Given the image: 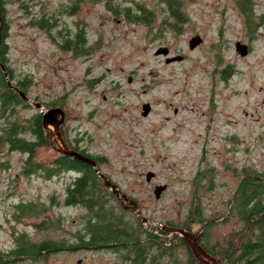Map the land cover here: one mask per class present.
Masks as SVG:
<instances>
[{
	"label": "rangeland",
	"instance_id": "374dc122",
	"mask_svg": "<svg viewBox=\"0 0 264 264\" xmlns=\"http://www.w3.org/2000/svg\"><path fill=\"white\" fill-rule=\"evenodd\" d=\"M178 1L187 18L181 29L163 0H9L3 21L7 65L15 82L31 78L29 95L43 108L65 112L66 142L97 158L99 171L137 203L141 216L129 212L127 225L139 218L147 219L145 229L183 226L199 204L211 223L207 243L224 245L243 226L231 214L241 180L246 172L264 173V31L252 36L239 0ZM246 1L249 8L257 1L264 14V0ZM76 2L77 13L64 11ZM125 7H144L153 19L133 23ZM43 16L58 17V23L48 31L31 24ZM78 32L85 34L86 52L63 49ZM197 36L203 42L191 50ZM237 43L251 47L247 56L237 53ZM160 48L184 61L166 64L156 55ZM145 104L151 106L147 117ZM40 112L19 107L10 119L23 124ZM8 120L0 107V134ZM58 157L53 147L41 150L36 161L53 167ZM28 169L25 154L0 144L2 257L10 260L26 237L67 250L14 264H131L123 249L80 244L81 236L87 238V211L65 204L76 173L47 177ZM149 173L155 174L151 182ZM159 186L167 189L157 199ZM109 202L119 214L127 205L117 196ZM21 205L33 210L21 213ZM176 257L179 262L165 258L162 264H183L186 251Z\"/></svg>",
	"mask_w": 264,
	"mask_h": 264
},
{
	"label": "trees",
	"instance_id": "16d2710c",
	"mask_svg": "<svg viewBox=\"0 0 264 264\" xmlns=\"http://www.w3.org/2000/svg\"><path fill=\"white\" fill-rule=\"evenodd\" d=\"M7 1L9 0H0L3 21L6 20ZM92 1L99 3L103 0ZM163 1L168 6L176 28L181 29V26L187 22V18L181 9V3L178 0ZM239 3L242 13L248 17L247 22L250 28L251 10L248 2L239 0ZM79 5V2L73 3L70 8H66L64 11L68 14H75ZM113 10L118 13V11H115L116 9ZM124 15L133 23L138 24H148L154 16L152 12L147 11L144 7H141L138 11H132L131 7H125ZM58 20V17H35L31 24L48 31L54 28ZM5 36H7V26L3 28L0 61L8 72L11 84L17 86L26 96L30 97L31 78L15 82L13 71L7 65L6 54L8 48L4 43ZM62 47L68 51L86 52L85 34L78 32L74 37L66 38ZM230 77L231 71L225 74V80H229ZM33 100L36 103H40L36 98H33ZM0 107L2 114L9 116L8 123L0 134V144H7L11 150L25 154L29 165L28 172H43L47 177L68 172L77 174L74 182L67 187L65 204L68 206H83L87 211L88 218L85 229L87 238L85 236L80 237L81 245L94 246L96 248H105V245H111L113 249H123L127 251L125 258L131 264H162L165 258L171 259L170 263H177L179 260L176 257V252L182 249L186 251L187 255V259L183 264H202L196 259L188 244L178 234H170L156 227L150 228L151 230L145 229L143 221L139 218H137L136 224L127 225L125 215L133 210L125 209V206H121L119 208L121 214H119L116 213L114 206L110 205L109 207V198H115L116 196L104 186L102 179L90 165L61 153L52 163L53 167H49L44 163H37L36 159L41 150H50L53 147L56 149V145L51 141L50 131L44 128L40 113L34 114L28 122L23 124L17 121L11 122L10 118L16 115L19 107L30 109L31 105L11 89L1 67ZM28 132L31 137H23ZM68 146L86 157L95 158L87 154L85 150L71 144H68ZM231 204V214H235L243 226L224 245L220 243L209 245L207 243V229L211 226V223L204 217L199 204H196L191 209L185 225L174 226L167 224V226L178 227L197 234L201 231L203 225L206 224L200 244L218 261V264H264V173L246 172ZM28 208L33 210V205H21L19 207L21 213H24L25 209ZM194 227L201 228L199 231H194ZM20 239L19 249L13 252L9 258L10 260H6L5 257L0 255V264H14L18 258L40 259L45 254L61 251L64 246L56 242L31 244L26 237ZM175 258H177V261Z\"/></svg>",
	"mask_w": 264,
	"mask_h": 264
},
{
	"label": "water",
	"instance_id": "95a60500",
	"mask_svg": "<svg viewBox=\"0 0 264 264\" xmlns=\"http://www.w3.org/2000/svg\"><path fill=\"white\" fill-rule=\"evenodd\" d=\"M3 18H2V13H1V8H0V58H1V53H2V45H3ZM203 40L197 36L193 38L190 41V49L193 50L197 46H199ZM236 51L239 53L242 57H245L248 55V47L244 44L237 43L236 44ZM157 56H164L166 57V64H173L176 62H182L184 61L183 56H175V57H169L170 55V50L168 48H160L156 52ZM0 67L4 74L6 75V78L8 80V84L10 85L11 89L15 92H17L20 97L30 105H33L35 108L41 110L40 114L42 115V121H43V126L45 129L50 131V136H51V141L53 144L56 145V149L59 153L74 158L77 161L83 162L85 164L90 165L99 175L104 182V185L107 188H110V190L114 193L117 198L120 199L121 204H127L125 206V209H132L135 211L138 216H141V212L138 210V205L136 202L133 200H130L125 194H123L113 183H111L108 178L103 175L98 167L97 163L94 159L86 157L82 155L81 153L72 150L65 142L63 139V136L61 134V128L65 122V112L61 108H53L46 110V108H43L42 104L36 103L33 99L30 97L26 96L24 92H22L17 86L11 84L9 81L8 77V72L5 68V66L1 63L0 61ZM129 82H132V79H129ZM151 111V106L150 104H145L143 106V113L142 115L144 117H147L150 114ZM155 177L154 173H149L147 175V181L151 182V180ZM167 189L166 186H159L155 189L154 193L157 199L161 198V195L163 192H165ZM122 200V201H121ZM144 223L147 222V219H142ZM205 225H203L201 231L197 234L190 233L184 229L178 228V227H170V226H161V230L164 232L170 233V234H178L183 240L188 244L190 247L193 255L196 257V259L201 262L202 264H218V261L212 257L200 244V240L202 238V235L205 231Z\"/></svg>",
	"mask_w": 264,
	"mask_h": 264
},
{
	"label": "flooded vegetation",
	"instance_id": "af4514ba",
	"mask_svg": "<svg viewBox=\"0 0 264 264\" xmlns=\"http://www.w3.org/2000/svg\"><path fill=\"white\" fill-rule=\"evenodd\" d=\"M258 6H259V4H258L257 1L256 2L255 1L251 2V7H250V10H251V18H250V22L251 23H250V26L251 27H250L249 31H252V36H254V37H257L258 33H260V31H264V14L258 13V11H257ZM250 50H251V47L250 48L248 47V51H250ZM61 134H62V131H61ZM62 136H63V134H62ZM63 139H64V136H63ZM65 142H66V140H65ZM66 144H67V142H66ZM95 161H96L97 167H98L99 162H98L97 159H95ZM102 181H103V179H102ZM107 189H110V188H107ZM84 247L85 248H96L94 246H84ZM104 247L108 248V249H113V248H111L112 247L111 245H105ZM66 250H67V248H65L64 246L61 248V251H66Z\"/></svg>",
	"mask_w": 264,
	"mask_h": 264
}]
</instances>
